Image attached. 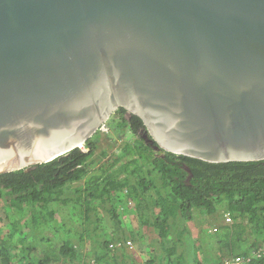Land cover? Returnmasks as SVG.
Segmentation results:
<instances>
[{"label":"water","instance_id":"1","mask_svg":"<svg viewBox=\"0 0 264 264\" xmlns=\"http://www.w3.org/2000/svg\"><path fill=\"white\" fill-rule=\"evenodd\" d=\"M122 107L169 152L264 160V0H0V173Z\"/></svg>","mask_w":264,"mask_h":264},{"label":"trees","instance_id":"2","mask_svg":"<svg viewBox=\"0 0 264 264\" xmlns=\"http://www.w3.org/2000/svg\"><path fill=\"white\" fill-rule=\"evenodd\" d=\"M125 112L119 108L107 122L109 137L127 130L133 136L116 153L108 152L111 141L100 144L98 131L86 150L0 173V264H223L236 256L264 264V160L161 157L140 135L143 120ZM120 210L130 212L132 223ZM224 212L232 215L229 224L213 232L201 224L194 233L197 218ZM56 220L58 240L43 236ZM39 241L48 247L37 255Z\"/></svg>","mask_w":264,"mask_h":264},{"label":"rangeland","instance_id":"3","mask_svg":"<svg viewBox=\"0 0 264 264\" xmlns=\"http://www.w3.org/2000/svg\"><path fill=\"white\" fill-rule=\"evenodd\" d=\"M107 133H113V131L111 130V129H109L108 130V132ZM107 133H106V131L104 132V135L101 137V139H102V141H101V143L100 144H105V143H107V142H109V141H111V143H113L112 144V146H111V148H108V147H106V146H101V149L100 150H102L103 148H108V152L110 153V154H112L113 152H117V151H119L120 150V148H121V146L122 145H124L126 142H128V141H132V138H133V136H132V134H131V132L129 131V130H127L126 131V133L122 136V135H116L115 134V136L114 135H111L110 137L107 135ZM106 136H108L107 138H106ZM111 163H112V161H111ZM102 209V213L104 214V215H107L108 217L106 218V221L107 222H110L111 224H114L113 223V221H111V219H110V216H109V213H108V211L107 210H105V209H103V207H101V208H99L98 209V211H100ZM120 214H121V217L123 218V220H124V222L125 223H132L131 222V219H130V217H129V211H126V212H121V210H120V212H119ZM226 213V214H225ZM6 214H5V212L3 213V216H5ZM229 215L231 216V219H232V215L229 213ZM227 216H228V213L227 212H224L223 214H221V217L219 218V219H217L216 218V216L215 215H212V216H206V217H199V218H197L194 222H192V227H194L193 229H194V233H199V230H198V228H200V226H201V224H202V226H203V228H207L209 231L208 232H210V231H214V230H216L217 228H219L220 227V223H226L227 224V221H225L226 220V218H227ZM67 217V220L68 219H70V214L67 212H65L64 213V215H63V218L65 219ZM72 217H74V213H73V215H72ZM5 220H7V219H5ZM105 221V222H106ZM9 222V221H8ZM104 222V224H106ZM60 224H62V222H57V220L54 222V228H49V227H46L45 229H44V231H43V236H45V237H51L52 238V240H58L57 238V236H58V230H57V228L60 226ZM197 229V231H195ZM127 243H130V242H127ZM38 250H36V252H35V254H37V255H39V252H40V250H39V248H41V246L42 247H48V245H47V243H45V242H43V241H39L38 242ZM97 242L95 243V244H93L92 245V248L93 247H95V246H97ZM86 247V250L88 249V246H85ZM180 252H182L183 254L185 253L183 250L182 251H180ZM20 253V252H19ZM34 253H30V252H26L24 255H23V252L22 253H20V255H18V256H16V257H21V255H23L22 257H25V258H27V257H29V258H31V259H34V258H36L37 256L35 255ZM188 254H185V255H183V256H187ZM172 258L174 259V260H176L177 259V257H176V255L175 254H173L172 255ZM52 264H57V263H52Z\"/></svg>","mask_w":264,"mask_h":264},{"label":"clouds","instance_id":"4","mask_svg":"<svg viewBox=\"0 0 264 264\" xmlns=\"http://www.w3.org/2000/svg\"><path fill=\"white\" fill-rule=\"evenodd\" d=\"M110 129V127H107L106 126V124H105V127H101L100 128V130L99 131H103V132H108V130ZM148 134V136L150 137V135H149V133H147ZM153 144H155V143H153ZM80 148H83L84 150H86L85 148H84V146L83 147H80ZM167 151V150H166ZM167 152H169V151H167ZM184 155V154H183ZM186 156H188V155H186ZM202 160V159H201ZM30 169V168H29ZM228 218H230V220H228ZM225 221H227V224H229L231 221H232V219H231V216L229 215V213H228V216H227V218H226V220ZM217 230V229H216ZM215 231V230H214ZM239 257V256H238ZM235 258H237V256L236 257H234V258H232V259H230V260H228L227 262L226 261H224V263L223 264H228V262H230V261H232L233 259H235ZM242 258H244V257H242ZM245 258H244V262L242 263V264H245Z\"/></svg>","mask_w":264,"mask_h":264},{"label":"flooded vegetation","instance_id":"5","mask_svg":"<svg viewBox=\"0 0 264 264\" xmlns=\"http://www.w3.org/2000/svg\"><path fill=\"white\" fill-rule=\"evenodd\" d=\"M127 115V113L125 112V116ZM106 126L107 127H110V126H108L107 125V123H106ZM102 131V130H101ZM131 132V131H130ZM139 132H140V135H142V136H145L147 133H148V131H147V128L145 129V128H141L140 130H139ZM102 136L104 135V132L102 131ZM101 136V137H102ZM151 136V135H150ZM152 137V136H151ZM150 137V138H151ZM153 147H154V149L156 150V152H157V154H159V156H161L162 154H164V150L163 149H159V148H157V146H156V143L155 144H153Z\"/></svg>","mask_w":264,"mask_h":264},{"label":"built area","instance_id":"6","mask_svg":"<svg viewBox=\"0 0 264 264\" xmlns=\"http://www.w3.org/2000/svg\"><path fill=\"white\" fill-rule=\"evenodd\" d=\"M103 127H105V125ZM228 220H230V218H228ZM243 262H244V258L237 257L233 259L232 261L228 262V264H242Z\"/></svg>","mask_w":264,"mask_h":264},{"label":"bare ground","instance_id":"7","mask_svg":"<svg viewBox=\"0 0 264 264\" xmlns=\"http://www.w3.org/2000/svg\"><path fill=\"white\" fill-rule=\"evenodd\" d=\"M152 136V135H151ZM153 137V136H152ZM155 143V142H154ZM156 146H157V143H156ZM159 149H163L161 146H157ZM165 152H164V154H162L161 155V157H165L166 156V150L165 149H163ZM175 154H178V153H175ZM178 155H181V154H178ZM196 158V157H195Z\"/></svg>","mask_w":264,"mask_h":264}]
</instances>
